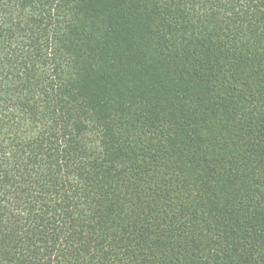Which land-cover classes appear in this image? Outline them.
Listing matches in <instances>:
<instances>
[{"label":"trees","instance_id":"obj_1","mask_svg":"<svg viewBox=\"0 0 264 264\" xmlns=\"http://www.w3.org/2000/svg\"><path fill=\"white\" fill-rule=\"evenodd\" d=\"M0 264H264V0H0Z\"/></svg>","mask_w":264,"mask_h":264}]
</instances>
